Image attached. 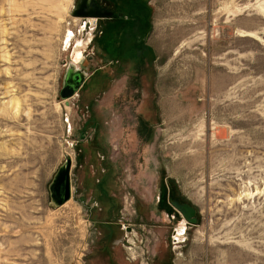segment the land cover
I'll list each match as a JSON object with an SVG mask.
<instances>
[{"label": "rangeland", "instance_id": "1", "mask_svg": "<svg viewBox=\"0 0 264 264\" xmlns=\"http://www.w3.org/2000/svg\"><path fill=\"white\" fill-rule=\"evenodd\" d=\"M77 1L0 0V264H264V0Z\"/></svg>", "mask_w": 264, "mask_h": 264}, {"label": "water", "instance_id": "2", "mask_svg": "<svg viewBox=\"0 0 264 264\" xmlns=\"http://www.w3.org/2000/svg\"><path fill=\"white\" fill-rule=\"evenodd\" d=\"M71 15L74 18L81 19H106L113 17V13L97 8L94 4H92L91 0H78ZM71 68L76 69V66L71 64L67 74L65 75L63 87L60 91V97L63 100L73 98L83 85L86 78V75L83 72L78 69L73 72ZM66 105H69L68 101H66ZM72 165V159L67 158L64 165L61 166L59 171L56 173L50 185L51 198L56 206L64 205L72 198ZM170 203L189 224L194 225L198 223L197 211L193 206L183 203L177 199H171Z\"/></svg>", "mask_w": 264, "mask_h": 264}, {"label": "flooded vegetation", "instance_id": "3", "mask_svg": "<svg viewBox=\"0 0 264 264\" xmlns=\"http://www.w3.org/2000/svg\"><path fill=\"white\" fill-rule=\"evenodd\" d=\"M103 2H105L104 4H105V6H107V5H109L110 7V9H106V8H104V10L105 11H108V12H111V13H113L114 15H113V17L112 18H106V19H96V22H97V20H107V21H113V20H115V19H124V16H122V14H125L126 16H128V13L126 12V11H124V10H122L121 9V6H120V2H118V0H102V1H100V3H103ZM103 4V5H104ZM102 8V9H103ZM129 16H130V14H129ZM92 21H94V20H92Z\"/></svg>", "mask_w": 264, "mask_h": 264}, {"label": "bare ground", "instance_id": "4", "mask_svg": "<svg viewBox=\"0 0 264 264\" xmlns=\"http://www.w3.org/2000/svg\"><path fill=\"white\" fill-rule=\"evenodd\" d=\"M85 19H88V18H85ZM89 19H94V18H89ZM81 57H82V51L81 50H79V51H77L76 52V54H75V60L76 61H78V60H81ZM79 64V63H78ZM71 70L74 72L76 69L75 68H71ZM186 220V219H185ZM183 221V224H182V227H180V229L178 230V232H177V234H176V237L178 238L179 236H181V235H183L182 233V231L183 230H185V228H186V225H187V223H186V221ZM185 227V228H184ZM180 232V233H179ZM180 238V237H179Z\"/></svg>", "mask_w": 264, "mask_h": 264}, {"label": "built area", "instance_id": "5", "mask_svg": "<svg viewBox=\"0 0 264 264\" xmlns=\"http://www.w3.org/2000/svg\"><path fill=\"white\" fill-rule=\"evenodd\" d=\"M175 232H177V231H175ZM179 237H180V238H179ZM179 237L177 238V237H176V233H174V235H173V243H178L179 240H181L182 235L179 236Z\"/></svg>", "mask_w": 264, "mask_h": 264}]
</instances>
